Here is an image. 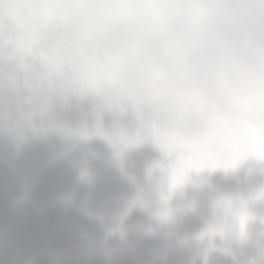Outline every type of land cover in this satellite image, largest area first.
Instances as JSON below:
<instances>
[{
  "label": "clouds",
  "instance_id": "clouds-1",
  "mask_svg": "<svg viewBox=\"0 0 264 264\" xmlns=\"http://www.w3.org/2000/svg\"><path fill=\"white\" fill-rule=\"evenodd\" d=\"M0 264H264V0H0Z\"/></svg>",
  "mask_w": 264,
  "mask_h": 264
}]
</instances>
